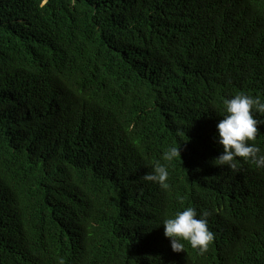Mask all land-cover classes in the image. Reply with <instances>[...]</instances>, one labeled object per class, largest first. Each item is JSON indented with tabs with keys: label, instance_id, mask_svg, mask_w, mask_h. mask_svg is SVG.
Wrapping results in <instances>:
<instances>
[{
	"label": "trees",
	"instance_id": "1",
	"mask_svg": "<svg viewBox=\"0 0 264 264\" xmlns=\"http://www.w3.org/2000/svg\"><path fill=\"white\" fill-rule=\"evenodd\" d=\"M238 93L264 101L247 0H0V264H264V168L214 161ZM189 206L204 253L164 235Z\"/></svg>",
	"mask_w": 264,
	"mask_h": 264
},
{
	"label": "clouds",
	"instance_id": "2",
	"mask_svg": "<svg viewBox=\"0 0 264 264\" xmlns=\"http://www.w3.org/2000/svg\"><path fill=\"white\" fill-rule=\"evenodd\" d=\"M251 8L264 17L263 0H247ZM226 114L217 124L215 139L222 146V153L215 158L220 166L236 169L242 158L245 162H253L257 168H264V154L257 146L259 126L264 125V120L256 118V114L264 115V101L259 96L252 97L244 93H238L230 99L223 101ZM257 144V145H256ZM179 156V148L172 147L163 154V159L172 161ZM169 172L165 165L156 162L151 172L143 176L145 181L158 183L167 188ZM208 212L203 211L198 215L194 207H186L178 211L174 216L163 220L164 235L170 240L173 251H184L186 241L193 249L201 253L208 250V246L214 239V233L208 227ZM177 258H182L181 254ZM63 264V260L59 261Z\"/></svg>",
	"mask_w": 264,
	"mask_h": 264
}]
</instances>
